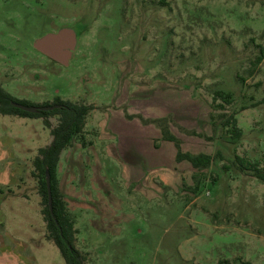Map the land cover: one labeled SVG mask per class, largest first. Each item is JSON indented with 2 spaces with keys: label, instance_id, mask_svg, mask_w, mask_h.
<instances>
[{
  "label": "rangeland",
  "instance_id": "obj_1",
  "mask_svg": "<svg viewBox=\"0 0 264 264\" xmlns=\"http://www.w3.org/2000/svg\"><path fill=\"white\" fill-rule=\"evenodd\" d=\"M63 28L77 33L67 66L34 47ZM260 47L264 0H0V87L94 106L57 171L85 264H264V183L234 165L264 166ZM162 126L210 167L179 162ZM51 138L41 118L0 114V264H65L34 174ZM83 156L90 175L72 166Z\"/></svg>",
  "mask_w": 264,
  "mask_h": 264
},
{
  "label": "trees",
  "instance_id": "obj_2",
  "mask_svg": "<svg viewBox=\"0 0 264 264\" xmlns=\"http://www.w3.org/2000/svg\"><path fill=\"white\" fill-rule=\"evenodd\" d=\"M264 58V49L260 47V53L255 60V65L260 64ZM218 100L231 105L233 97L231 94L217 91L214 95V102ZM13 103H20L27 106L32 104L26 101H20L12 95L0 88V114L20 116L24 118H41L44 119L45 125L51 130L53 140L51 144L38 151V155L34 159L33 165L35 176L39 178L40 193L43 196L45 204L44 215L47 224L48 237L58 248L65 264H85V257L76 248L75 223L67 209V205L58 188L57 171L63 151L71 147L74 137L80 136L84 138V130L87 118L94 109L92 105L79 104L70 101H63L57 98L52 104L44 106H56L52 111L40 112L37 114L27 113L13 106ZM221 108L223 106H220ZM59 116V124L53 127L50 123V117ZM226 126H232V137L239 140L242 137V131L237 126V119L233 116L228 117L225 122ZM163 139L165 141L174 142L178 148L177 160L179 162L187 160L194 169H205L210 167L214 158L206 155H192L183 153L178 139L170 133L167 126L161 128ZM211 139V138H210ZM83 146L87 144L83 140ZM234 165L241 171L250 173L254 178L264 183V166L260 167L259 163L248 161L240 156H235ZM51 177V190L53 199V211L51 213L48 201L46 174Z\"/></svg>",
  "mask_w": 264,
  "mask_h": 264
},
{
  "label": "water",
  "instance_id": "obj_3",
  "mask_svg": "<svg viewBox=\"0 0 264 264\" xmlns=\"http://www.w3.org/2000/svg\"><path fill=\"white\" fill-rule=\"evenodd\" d=\"M34 47L36 48L37 51L49 57L53 61L67 66L69 65L73 57V53L77 47V33L72 28H63L59 30L57 33H50L40 38L35 42ZM13 106L24 112L32 113V114L52 111L55 108L58 109L60 108L59 105L38 107V106H27L20 103H13ZM46 181H47L49 208L52 213L53 199H52V190H51V177L48 171L46 174Z\"/></svg>",
  "mask_w": 264,
  "mask_h": 264
},
{
  "label": "crops",
  "instance_id": "obj_4",
  "mask_svg": "<svg viewBox=\"0 0 264 264\" xmlns=\"http://www.w3.org/2000/svg\"><path fill=\"white\" fill-rule=\"evenodd\" d=\"M14 97V96H13ZM74 103H77V102H74ZM3 116H11V115H3ZM89 116H90V114H89ZM89 116H88V118H87V121H86V126H85V132H84V136H85V133H86V136H87V133H89L90 131L89 130H87V123H88V120H89ZM15 117H19V118H24V117H20V116H15ZM43 121H44V119H42ZM50 123L53 125V123H52V120H50ZM51 137H52V135H51ZM52 140H53V137L51 138V141H50V143L47 145V146H49L50 144H51V142H52ZM47 146H45V147H47ZM45 147H43V148H45ZM83 148V147H82ZM84 149H87L88 151L90 150V144L88 143V145H87V147L86 148H84ZM67 150V149H66ZM65 150V151H66ZM38 151H39V149H38ZM65 151H63V153H62V155H61V159H62V157H63V154H64V152ZM79 152V151H78ZM90 152V151H89ZM37 156V155H36ZM84 158H85V156H83ZM36 158V157H35ZM72 162H74V163H72V166H73V168H74V170L75 169H77V170H82L83 172H82V174H81V176H83V175H85L87 172L89 173V175H90V159H81V160H77V161H72ZM75 162H77L78 164H75ZM60 165H61V161H60V164H59V166L58 167H60ZM81 166V167H80ZM83 166H85V167H83ZM18 167H20V166H18ZM17 170V168L14 170V174H13V176H17L18 175V171H16ZM73 174L74 175H77V176H79L80 175V173H79V175L77 174V172H73ZM7 176H9V175H7Z\"/></svg>",
  "mask_w": 264,
  "mask_h": 264
},
{
  "label": "flooded vegetation",
  "instance_id": "obj_5",
  "mask_svg": "<svg viewBox=\"0 0 264 264\" xmlns=\"http://www.w3.org/2000/svg\"><path fill=\"white\" fill-rule=\"evenodd\" d=\"M1 88V87H0ZM1 89H3V88H1ZM3 91H5L6 93H8L5 89H3ZM9 94V93H8ZM11 95V94H10Z\"/></svg>",
  "mask_w": 264,
  "mask_h": 264
}]
</instances>
